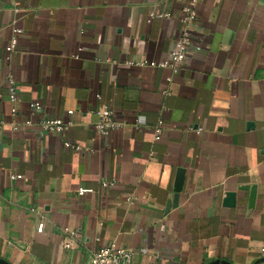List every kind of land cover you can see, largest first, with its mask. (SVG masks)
Here are the masks:
<instances>
[{
	"label": "crops",
	"instance_id": "crops-1",
	"mask_svg": "<svg viewBox=\"0 0 264 264\" xmlns=\"http://www.w3.org/2000/svg\"><path fill=\"white\" fill-rule=\"evenodd\" d=\"M188 2L0 0V259L90 264L115 243L131 264H264V0H198L176 74L126 65L168 59ZM104 103L120 124L107 137L94 129ZM44 118L71 125L41 135Z\"/></svg>",
	"mask_w": 264,
	"mask_h": 264
},
{
	"label": "built area",
	"instance_id": "built-area-1",
	"mask_svg": "<svg viewBox=\"0 0 264 264\" xmlns=\"http://www.w3.org/2000/svg\"><path fill=\"white\" fill-rule=\"evenodd\" d=\"M198 5V0H189V2L182 9V16L179 20V30L175 40L174 49L170 52L168 59L161 62L143 60L140 62H128L126 65L130 67H157V68H169L173 74L178 73L184 61L187 58L189 48L192 46L193 42V32L195 25L197 23L196 19V8ZM169 17L168 13H151L148 16V20L151 21L154 18H165ZM13 37L10 43L5 47L6 59L10 58V55L16 49V37L22 33V30L13 27L12 29ZM201 48L200 44L194 46L195 50ZM8 88V103L10 105V113L16 115L18 112V96L14 81L11 77H8L5 81ZM97 99L99 95H96ZM29 107L32 111H39L41 106L37 103H30ZM68 114H72V111H69ZM97 122L94 125V129L99 136L107 137L110 133L116 131L120 128V124L114 119L113 109L109 103H104L99 110L96 111ZM70 122H66L59 118H44L39 122V132L41 135H58L63 136L67 131ZM1 126V123H0ZM24 127L31 126V122L27 121L23 125ZM16 128V127H15ZM163 131V120L159 119L155 126L153 127V139L154 141H159L162 136ZM200 129L196 132L199 134ZM64 146H69L67 142L64 143ZM75 150H81L80 147H75ZM11 179H20L21 175H10ZM103 188H110L114 186V182L104 181L102 184ZM91 189L79 188L76 191L77 196L82 197L88 193H92ZM135 198H127L128 203L135 202ZM44 229V222H40L37 225L36 232L41 233ZM67 240L64 244L66 249L72 248V241L77 237L76 233H67ZM263 251V250H262ZM132 254L127 249L117 246L115 243H110L106 246L100 247L97 249L90 260V264H131Z\"/></svg>",
	"mask_w": 264,
	"mask_h": 264
},
{
	"label": "water",
	"instance_id": "water-1",
	"mask_svg": "<svg viewBox=\"0 0 264 264\" xmlns=\"http://www.w3.org/2000/svg\"><path fill=\"white\" fill-rule=\"evenodd\" d=\"M183 179H184V174H183V170H181L175 180V186H174L175 196H174V201H172L173 204L177 199L178 193H180L182 189ZM254 201H255V187H252L249 195V205H248L249 208H252L254 206ZM260 262H264V258ZM0 264H10V263H8L3 259H0ZM208 264H230V263H228L227 261L214 260Z\"/></svg>",
	"mask_w": 264,
	"mask_h": 264
}]
</instances>
